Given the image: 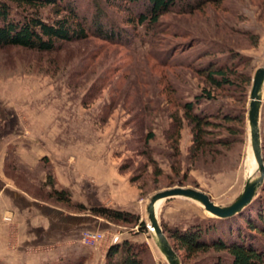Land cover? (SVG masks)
I'll return each mask as SVG.
<instances>
[{
    "label": "rangeland",
    "instance_id": "1",
    "mask_svg": "<svg viewBox=\"0 0 264 264\" xmlns=\"http://www.w3.org/2000/svg\"><path fill=\"white\" fill-rule=\"evenodd\" d=\"M78 1L82 11L95 9L96 0ZM230 1L236 5L233 10L227 0H222L220 6L216 1L209 2L192 14L172 12L163 17L169 27L161 31L146 24L129 26L123 12L111 8L108 14L122 20L129 31L127 49L90 35L65 43L53 53L21 47L0 50V143L9 140L4 154H0L4 169L0 170V198L3 203L15 204L12 209L0 210V264H105L114 239L125 237L147 243L151 264H169L151 230L141 231L137 225L115 224L86 211L42 201L20 187L46 181L49 171L58 187L70 191L73 200L130 210L148 225L146 206L151 195L168 187H197L220 204L235 199L246 174L257 173L249 145L250 96L245 140L223 148L225 155L214 156L213 160L205 155L191 159L193 132L186 120L178 150L169 138L175 108L166 83L173 72L165 65L168 52L188 41L180 31L189 29L244 49L251 56L248 69L254 77L264 65V3ZM44 11L54 16L50 8ZM177 23L181 30L173 28ZM237 28L247 34L234 31ZM155 30L161 41L157 49L151 42ZM250 35L258 38L257 46L253 47ZM105 70L107 76L102 78ZM181 78L194 91L202 88L197 75L189 72ZM154 96L159 102H153ZM140 113L145 115L141 116L143 121H139ZM149 129L156 133L150 140L152 155L162 173L175 179L172 183L166 175H155L151 162L140 153ZM218 133L223 135L225 130ZM20 146L31 154L29 162L26 156L21 158L24 151L20 152ZM156 151L164 153L154 154ZM178 161L185 180L173 171L172 165L175 167ZM222 162L233 167L218 169ZM13 165L19 170H13ZM24 171L26 176L21 174ZM18 175L23 183L17 182ZM157 205L161 224L185 226L199 217L213 216L199 202L181 196ZM50 217L60 225L47 234L43 224H48ZM86 230L102 232L103 239L95 245L86 244L82 241Z\"/></svg>",
    "mask_w": 264,
    "mask_h": 264
},
{
    "label": "trees",
    "instance_id": "2",
    "mask_svg": "<svg viewBox=\"0 0 264 264\" xmlns=\"http://www.w3.org/2000/svg\"><path fill=\"white\" fill-rule=\"evenodd\" d=\"M104 1L109 9L122 11L123 20L129 26L146 24L149 28L159 31L169 27V24L163 21V17L172 12L192 14L197 9L204 8L209 2L223 4L222 0ZM262 1L264 3V0ZM227 2L229 8L233 10L235 3L230 0ZM103 3L102 0H96L92 7L95 9L89 13L82 11L78 0H0V50L21 47L39 53H53L65 43L86 39L90 35L127 49L128 29L123 27L122 20H115L108 14L109 9H105ZM48 8L54 13L53 17L45 14L44 10ZM173 28L181 30L178 23ZM156 31L151 36L153 37L151 42L157 49L161 41L157 39ZM234 31L247 34L240 28ZM180 32L188 41L173 48L165 57L167 69L173 72L171 78L166 79L167 94L175 108L171 113L169 138L175 142V148L178 150L181 129L186 120L193 132L190 158L205 155L213 160L214 156L225 155L226 148L241 143L246 138L244 134L247 101L253 79L248 69L251 56L242 48L200 35L194 30ZM250 36L253 39V47L257 46L258 38ZM193 48L196 50L192 52ZM106 72L102 71V78L107 76ZM189 72L199 76L202 84L200 90L194 91L192 87L182 82L183 74ZM93 89L95 90V86ZM156 97H153L155 103L159 102ZM140 114L142 115H138L139 121H143L145 115ZM261 120L264 157V104ZM221 130H225L223 135L218 133ZM155 136V131L149 129L140 153L151 162L155 175H166L172 183L175 179L169 174L162 173L152 155L150 140ZM163 153L156 151L154 154ZM179 165V161L175 167L172 165L173 171L185 180V175H180ZM219 167L218 169H225L233 165L222 162ZM17 169V166L13 165V170ZM21 174L26 176V171ZM15 178L18 183L19 181L23 183L21 175ZM20 187L42 201L77 212L86 211L92 216L101 217L115 224L137 225L141 231H150L146 220H141L138 213L103 204L89 206L73 200L68 189L57 186L56 177L51 171L47 172L46 181ZM162 226L179 253L182 264H264V182L252 202L232 216L199 217L185 226L168 225L162 221ZM151 259L147 243L125 237L110 245L105 264H151Z\"/></svg>",
    "mask_w": 264,
    "mask_h": 264
},
{
    "label": "water",
    "instance_id": "3",
    "mask_svg": "<svg viewBox=\"0 0 264 264\" xmlns=\"http://www.w3.org/2000/svg\"><path fill=\"white\" fill-rule=\"evenodd\" d=\"M249 96L247 113L249 145L256 159L257 173L246 174L243 188L235 199L229 204H220L214 201L208 193L197 187L179 185L156 191L147 203L149 229L152 232L155 244L164 254L169 264H182V260L162 227L158 215V202L176 196L186 197L199 202L213 216L228 217L240 212L250 204L264 182V157L260 126L264 102V65L258 68L254 74Z\"/></svg>",
    "mask_w": 264,
    "mask_h": 264
},
{
    "label": "crops",
    "instance_id": "4",
    "mask_svg": "<svg viewBox=\"0 0 264 264\" xmlns=\"http://www.w3.org/2000/svg\"><path fill=\"white\" fill-rule=\"evenodd\" d=\"M8 142H9V140L7 141V142H1L0 143V154H4V151H5V148H6V145H8ZM20 152L21 151H24V152H21V158L22 159H24V157H25V160H27L28 162L30 161V159H29V156L31 155H29V151H28V149H25L23 146H20ZM0 161H1V159H0ZM0 170H3L4 171V169H3V165L0 163ZM0 176H2L1 175V173H0ZM14 191H16V189H13ZM17 192V191H16ZM15 192V193H16ZM13 205H15V204H12L10 201L9 202H6V203H3V201H2V199L0 198V210H3V209H7V208H9V209H12V208H14L13 207ZM41 206V205H40ZM44 207H46V208H49V209H54V206H52V205H44ZM41 208H42V206H41ZM55 211H58V212H61V210L60 209H54ZM50 219V222H48V224L47 223H45V224H43L44 225V228L46 229V232H47V234H50V232H54L53 231V229L55 228V227H57L58 225H60V222H58L57 224L54 222V220L52 221L51 219V217L49 218ZM56 224V225H55ZM39 226V225H38ZM64 226H65V224L63 225V228H64ZM116 240H119L118 238H116V239H114V241H116ZM109 246V245H108Z\"/></svg>",
    "mask_w": 264,
    "mask_h": 264
},
{
    "label": "built area",
    "instance_id": "5",
    "mask_svg": "<svg viewBox=\"0 0 264 264\" xmlns=\"http://www.w3.org/2000/svg\"><path fill=\"white\" fill-rule=\"evenodd\" d=\"M104 234L100 231L86 230L82 236V241L89 245L97 244L103 239Z\"/></svg>",
    "mask_w": 264,
    "mask_h": 264
},
{
    "label": "bare ground",
    "instance_id": "6",
    "mask_svg": "<svg viewBox=\"0 0 264 264\" xmlns=\"http://www.w3.org/2000/svg\"><path fill=\"white\" fill-rule=\"evenodd\" d=\"M252 149V148H251ZM254 159H255V156H254V153H253V151H252V154H251V160L252 161H254ZM256 160V159H255ZM162 201V200H161ZM159 203V202H158ZM166 258V257H165Z\"/></svg>",
    "mask_w": 264,
    "mask_h": 264
}]
</instances>
